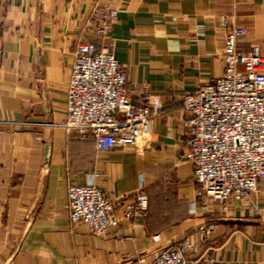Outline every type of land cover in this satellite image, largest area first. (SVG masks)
<instances>
[{
	"label": "crops",
	"instance_id": "obj_1",
	"mask_svg": "<svg viewBox=\"0 0 264 264\" xmlns=\"http://www.w3.org/2000/svg\"><path fill=\"white\" fill-rule=\"evenodd\" d=\"M95 6L118 10L105 40L87 27ZM231 25L246 29L238 48L264 54V0H0V264H147L185 238L211 264H264V180L246 198L202 205L183 157L182 94L221 75ZM81 41L113 52L133 102L143 90L159 98L137 146L99 150L61 125ZM88 182L122 202L141 184L145 214L123 219L117 202L118 224L103 235L72 224L67 187Z\"/></svg>",
	"mask_w": 264,
	"mask_h": 264
},
{
	"label": "built area",
	"instance_id": "obj_2",
	"mask_svg": "<svg viewBox=\"0 0 264 264\" xmlns=\"http://www.w3.org/2000/svg\"><path fill=\"white\" fill-rule=\"evenodd\" d=\"M245 1V0H240ZM118 10L95 6L87 27L106 39ZM220 22L227 25L226 17ZM246 29L231 25L224 37V68L212 82L182 94L181 108L188 129L183 157L193 166V180L202 196L225 203L255 193L264 180V54L258 45L238 48ZM126 74L110 49L90 41L76 44L66 85L65 119L68 131L88 134L97 149L137 146L151 132L153 116L162 108L159 98L148 90L133 102L125 88ZM140 184L129 200H113L95 183H71L67 187V208L72 224H84L93 235H103L116 227L121 217L132 219L145 214L147 196ZM214 223L200 225L202 241ZM192 244L182 239L161 249L147 264H211V255L191 256ZM121 264V263H115Z\"/></svg>",
	"mask_w": 264,
	"mask_h": 264
}]
</instances>
